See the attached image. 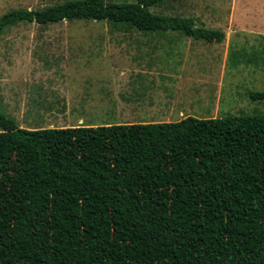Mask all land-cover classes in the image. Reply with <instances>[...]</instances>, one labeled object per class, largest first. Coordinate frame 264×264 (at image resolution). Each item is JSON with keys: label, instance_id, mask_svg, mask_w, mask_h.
I'll return each instance as SVG.
<instances>
[{"label": "trees", "instance_id": "16d2710c", "mask_svg": "<svg viewBox=\"0 0 264 264\" xmlns=\"http://www.w3.org/2000/svg\"><path fill=\"white\" fill-rule=\"evenodd\" d=\"M164 1L12 10L0 36L94 21L223 42ZM0 264H264V114L26 130L0 112Z\"/></svg>", "mask_w": 264, "mask_h": 264}, {"label": "rangeland", "instance_id": "374dc122", "mask_svg": "<svg viewBox=\"0 0 264 264\" xmlns=\"http://www.w3.org/2000/svg\"><path fill=\"white\" fill-rule=\"evenodd\" d=\"M65 1L68 0H0V16L12 10H36ZM150 11L192 18L198 27L220 30L225 38L220 44H208L175 33L142 34L94 21H63L45 27L19 24L0 36V112L26 130L264 114V100L249 98L252 92L264 91V0H165ZM60 65H100L94 74L100 84L92 92L99 102L93 104L92 110H75L67 118L59 116L61 110L52 111L51 118L46 119L38 100L59 93L48 86L52 77L57 82L65 74ZM116 65H164L168 71L172 69L171 76L162 73L156 84L165 96L174 98V103L138 111H121L103 103H113L117 92L124 97L122 93L127 88L136 91L130 83L116 91ZM43 70L47 80L29 78ZM150 80L144 79L145 88ZM80 85L78 81V86H71L73 97ZM86 96L90 98L89 94ZM56 97L60 99V95ZM22 100L25 107L21 106ZM179 112L183 115L179 116Z\"/></svg>", "mask_w": 264, "mask_h": 264}, {"label": "crops", "instance_id": "0c3cea01", "mask_svg": "<svg viewBox=\"0 0 264 264\" xmlns=\"http://www.w3.org/2000/svg\"><path fill=\"white\" fill-rule=\"evenodd\" d=\"M99 66L100 65H98V67ZM109 66L112 69L115 68L114 65ZM42 67H44V65ZM98 67L97 65H60L61 71H64L65 74H62L60 77H58L57 82L54 81L55 78L52 77V79L49 81L53 88L48 86L50 87L49 90H53L54 92L58 91L59 93H52L43 100H38L39 105L41 106L40 111L41 113H44L43 115L47 117L46 119L51 118L52 111L56 110H61L62 114L59 116H64L65 118L70 117L71 112H74L75 110H92L93 104H97L99 102L98 99L95 100V97L92 94L95 86L100 84L98 76L94 75L98 70ZM181 67L183 68L184 65H178V68ZM44 71L45 70L40 72L42 78L38 73L36 77L31 76L29 78L33 81L43 82L46 78ZM72 71L73 76H69V73ZM170 71H172V69H170ZM170 71H168V68L164 67V65H116V69L114 70V73H117L116 78H114V83H116V85H114V83L112 84L116 86V91L124 88L125 86L127 88L128 83H130L132 88L136 89V91L130 92L127 88V92L124 91V93H122L125 95L124 97L122 95V97L120 96L121 92H117L115 98L113 99V103H109V101L101 102L107 103L111 105V107L121 111H138L142 109L154 110L174 103V98L172 96H165V91H160L159 86H157L158 84H156V80L162 73L166 74L168 77L171 76L170 73L172 72ZM47 79L48 78H46V80ZM144 79H151L149 81L150 84L148 88L144 87ZM105 80L106 79H102L101 82H104L105 85H108V81ZM78 81L81 82V89L79 91L77 90L75 92L77 95L73 97L71 86L75 84L78 86ZM169 84L170 83H168V85ZM143 87L145 88L144 90L142 89ZM85 92L87 95H90V98L86 96ZM57 94L60 95V99L56 97ZM21 102V106L25 107L23 100ZM182 115L183 113L179 112V116Z\"/></svg>", "mask_w": 264, "mask_h": 264}]
</instances>
